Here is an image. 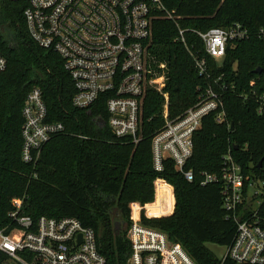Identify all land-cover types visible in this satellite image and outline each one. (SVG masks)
<instances>
[{
	"label": "trees",
	"instance_id": "obj_1",
	"mask_svg": "<svg viewBox=\"0 0 264 264\" xmlns=\"http://www.w3.org/2000/svg\"><path fill=\"white\" fill-rule=\"evenodd\" d=\"M164 3L174 19L155 21L148 56L153 73H165L170 116L193 106L198 90H205L221 75L227 86L222 92L226 123L219 124L214 115L208 116L194 137L193 155L185 167L196 175L192 183L176 171L172 161L165 162L163 172L153 167L151 140L164 121V98L159 93L149 90L145 97L139 144L117 139L108 125L105 97L90 109L75 107V88L62 59L39 47L28 34L23 14L26 4L0 0V53L7 61L6 69L0 72V230L6 228L9 233L15 227L9 214L12 201L19 199V216L34 222L41 217L76 218L95 230L106 264H128L132 256L127 238L133 224L130 205L153 203L154 183L163 179L174 189L175 211L159 218L142 214L141 224L166 233L197 264H221L205 244L230 246L236 225L226 219L220 185L202 186L199 174L219 173L227 154L246 173L264 174V162L258 168L264 160V118L257 114V97L250 86L255 81V90L264 91V42L258 37L264 28V0ZM234 23L247 28L249 38L229 44L220 64L207 55L203 40L194 31L206 33ZM181 29L185 30V43L177 40ZM193 55L206 59L211 79L199 75ZM257 69H261L260 74L255 73ZM35 87L43 92L48 121L62 123L65 132L44 146L36 164H28L22 160V111ZM97 119L104 124L98 125ZM162 201L163 196L154 207ZM172 209L168 202L162 213ZM114 210L124 227H116ZM7 260L0 252V264Z\"/></svg>",
	"mask_w": 264,
	"mask_h": 264
},
{
	"label": "built area",
	"instance_id": "obj_2",
	"mask_svg": "<svg viewBox=\"0 0 264 264\" xmlns=\"http://www.w3.org/2000/svg\"><path fill=\"white\" fill-rule=\"evenodd\" d=\"M14 1L26 4L23 14L30 38L62 59L75 88L73 105L86 110L105 97L108 125L117 139L139 144L145 97L151 87H156L166 101L163 125L151 140L153 167L163 172L169 160L186 181L196 180L192 170H185L193 155L194 137L208 116L214 115L219 124L226 123L222 92L227 86L221 75L205 90H198L193 106L175 117L170 116L169 97L163 93L165 79L158 77L164 80L158 82L153 77L148 56L155 21L174 19L164 0ZM194 32L203 40L207 55L220 64L229 44L249 38L248 29L239 23L206 33ZM184 33L181 29L177 38L183 43ZM258 37L264 42V28L259 30ZM193 56L199 75L211 79L206 59ZM6 66L7 61L0 53V72ZM250 86L252 95L257 97V114L264 118V91L255 90V81ZM22 115V160L36 164L44 146L64 133L65 127L48 121L43 92L38 87L27 95ZM97 124L104 123L97 119ZM222 159L219 173L199 174L202 186L220 185L226 219L236 225L234 241L226 247L221 264L226 261L264 264V174L246 173L231 154ZM172 190L174 194L173 187ZM15 203L21 205L20 201ZM19 211L11 213L15 227L9 233L0 231V252L8 256L3 264H106L93 228L76 218L41 217L34 222L30 217L19 216ZM141 217L127 233L133 264H197L166 233L143 226Z\"/></svg>",
	"mask_w": 264,
	"mask_h": 264
},
{
	"label": "rangeland",
	"instance_id": "obj_3",
	"mask_svg": "<svg viewBox=\"0 0 264 264\" xmlns=\"http://www.w3.org/2000/svg\"><path fill=\"white\" fill-rule=\"evenodd\" d=\"M163 70H165V69H163ZM155 79H157L158 77H164V79H165V84L167 83V79H166V76H165V73H162V74H158V75H156L155 73H154V76H153ZM157 81L158 82H164V80L163 79H157ZM151 91H155V92H157V93H159L157 90H156V87L155 88H153V87H151V89H150ZM163 93H165V94H168V97H169V101H170V96H169V93L166 91V90H164L163 91ZM160 94V93H159ZM163 98H164V104H165V97L162 95V94H160ZM163 104V105H164ZM157 180L155 181V183H154V190H155V200H154V202L153 203H149V204H152V205H149V204H146V205H144L143 207H146V213H147V215L149 216V217H169V216H171L173 213H174V211H175V202H174V198H175V195H173V191H172V188L171 187H169V186H167L166 184H164L163 182H160V181H158L157 183ZM163 196V200L164 201H162V202H160L156 207H154L155 206V204L157 203V201L159 200V198L160 197H162ZM16 201H20L21 202V205L20 206H18V205H16ZM168 202H171V205H173V209H172V212H170V213H162L163 211H164V207L165 206H167V204H168ZM167 203V204H166ZM166 204V205H165ZM12 205H13V210H12V212L11 213H17L19 210H20V208L22 207V201L21 200H13L12 201ZM154 207V208H153ZM130 209H131V220L134 222V221H136L138 218H137V215H138V213H139V211H140V208H139V206H137V205H135L134 207H133V205L131 204L130 205ZM154 209L156 210V211H154ZM11 213L9 214V217L10 218H12L11 217ZM144 213V212H143ZM113 215H114V218H115V224H116V227L118 228V227H124V221L122 220V218L118 215V211L117 210H114L113 211ZM1 230H6V228H3V229H1ZM0 230V231H1ZM205 246L206 247H208V249L211 251V252H213L216 256H217V258L218 259H222L223 257H224V255H225V253H226V250H227V248L226 247H223V246H218V245H215V244H212V243H208V244H205ZM130 259H132V256H131V258Z\"/></svg>",
	"mask_w": 264,
	"mask_h": 264
},
{
	"label": "crops",
	"instance_id": "obj_4",
	"mask_svg": "<svg viewBox=\"0 0 264 264\" xmlns=\"http://www.w3.org/2000/svg\"><path fill=\"white\" fill-rule=\"evenodd\" d=\"M158 181L163 182L162 180H158ZM158 181H157V182H158ZM157 182H156V183H157ZM163 183L166 184L167 186L171 187V186L168 185L166 182H163ZM171 188H172V187H171ZM173 195H174V194H173ZM174 202H175V201H174ZM132 205H133V206H134V205H137V206H139V208H140V211H139V213H138V215H137V218H138V217H139V218H138L137 220L140 219V217H141V213H143V212H144V214L146 215L147 218H159L158 216H157V217H149V216L147 215V213H146V212H147V211H146V207H143V206H142L141 204H139V203H134V204H132ZM149 205H152V204H149Z\"/></svg>",
	"mask_w": 264,
	"mask_h": 264
},
{
	"label": "water",
	"instance_id": "obj_5",
	"mask_svg": "<svg viewBox=\"0 0 264 264\" xmlns=\"http://www.w3.org/2000/svg\"><path fill=\"white\" fill-rule=\"evenodd\" d=\"M255 73H256V74H260V73H261V69H257V70H255ZM233 129H234V125L232 124V125H231V130H233ZM237 149H238V148L236 147L235 150H237ZM263 162H264V160H261V161L259 162V164H258V168H262ZM128 264H133V261L130 259V260L128 261Z\"/></svg>",
	"mask_w": 264,
	"mask_h": 264
}]
</instances>
